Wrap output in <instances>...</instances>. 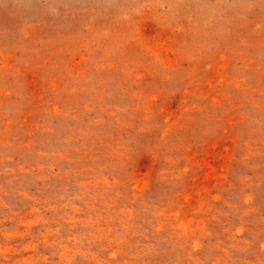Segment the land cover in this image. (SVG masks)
Masks as SVG:
<instances>
[{"label": "rangeland", "instance_id": "374dc122", "mask_svg": "<svg viewBox=\"0 0 264 264\" xmlns=\"http://www.w3.org/2000/svg\"><path fill=\"white\" fill-rule=\"evenodd\" d=\"M0 264H264V0H0Z\"/></svg>", "mask_w": 264, "mask_h": 264}]
</instances>
